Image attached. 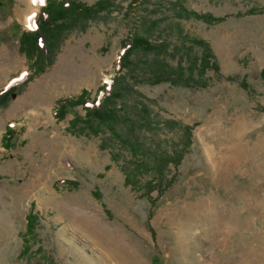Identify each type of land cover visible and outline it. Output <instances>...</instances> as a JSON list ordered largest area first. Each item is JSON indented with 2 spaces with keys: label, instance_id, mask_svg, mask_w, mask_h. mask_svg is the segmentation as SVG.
<instances>
[{
  "label": "rangeland",
  "instance_id": "374dc122",
  "mask_svg": "<svg viewBox=\"0 0 264 264\" xmlns=\"http://www.w3.org/2000/svg\"><path fill=\"white\" fill-rule=\"evenodd\" d=\"M45 1L10 0L0 9V91L32 73L20 34L8 30L32 31ZM179 6L226 19L208 25ZM62 32L51 65L0 107V264H120L71 221L77 212L106 227L123 264H264V0H112L108 12ZM132 35L168 47L136 59L159 61L199 86L139 80L149 66L117 74ZM193 40L210 47L219 72L198 74L193 62L202 50ZM118 75L127 88L116 108L133 122L146 159L185 151L178 166L167 167L168 188L158 192L156 184L148 196L150 176L124 183L130 152L109 129L68 130L74 117H85L82 106L53 117L57 101L82 92L93 99ZM185 126L192 128L187 148ZM6 127L15 132L12 148L2 144ZM114 129L128 136L129 123Z\"/></svg>",
  "mask_w": 264,
  "mask_h": 264
},
{
  "label": "trees",
  "instance_id": "16d2710c",
  "mask_svg": "<svg viewBox=\"0 0 264 264\" xmlns=\"http://www.w3.org/2000/svg\"><path fill=\"white\" fill-rule=\"evenodd\" d=\"M8 1L10 0H0V9L5 10ZM111 6L112 0H98L95 5L90 7L80 2V0H46L45 5L39 11L35 28L32 31L21 32L18 25L13 24L8 31L10 34L13 32L20 34L18 38L20 50L31 62V71L32 69L33 71L20 87L13 86L7 90L0 91V107H5L10 96L22 89L35 75L42 73L47 66L51 65L54 49L57 46L56 42L60 40L63 29L72 28L78 22L82 23V21L94 19L99 13L103 11L108 12ZM178 8L181 13L189 18L201 20L208 25L226 19L225 16L215 18L209 14L198 15L194 12H186L180 6ZM250 13L251 11L246 14ZM193 44L202 50L201 56L193 62L198 74L203 76L207 70L214 71L215 73L219 72V67L210 47L201 40H193ZM167 49L168 47L163 43L152 45L146 38L140 35H132L122 43V52L118 57L116 73L134 71L138 66L144 68H148L149 66V68H153L151 74H139V80L147 81L153 85L169 83L171 86H199V83L191 78L185 79L184 76H175L166 65H159V61L158 63L155 61L151 64L147 61L136 59L139 56L146 55L150 51H154L157 53L155 55L159 57ZM161 62L163 63V61ZM262 74H264V70ZM201 86L203 87L205 84L203 83ZM241 86H245L244 83H241ZM126 88L125 78L118 75L111 80V83L106 88L101 87L93 99L89 98L86 92H82L74 100L61 99L57 101L53 117L57 121L63 120L65 115L73 111L75 107L82 106V109L85 111V117H74L69 123L68 130L80 134L90 132L93 135H98L102 131V128L109 129L112 140L130 152L132 162L123 169L124 183L134 187L138 177L144 175L150 176V179L146 181V186L149 189L146 192V196H148L156 184L158 192L168 188V186L163 185V182L166 180L167 167L169 165L178 166L184 157L185 151L155 152L152 155H148L149 159H146L147 155L143 145L139 144L138 140L133 136V122L121 115L119 109L116 108L115 102L126 92ZM101 96L102 98H100ZM121 122L125 124L129 123L128 133L130 135L128 134V136L124 137L114 129V126L119 125ZM182 130L186 136L183 147L187 148L192 128L185 126ZM14 136V130L6 127L5 133L2 136L4 147L12 148L10 145ZM58 184L68 186L73 183L60 181ZM35 219L36 217L32 213L26 218V234L28 236H31L33 233ZM26 243L25 237L24 252L27 249Z\"/></svg>",
  "mask_w": 264,
  "mask_h": 264
},
{
  "label": "bare ground",
  "instance_id": "6f19581e",
  "mask_svg": "<svg viewBox=\"0 0 264 264\" xmlns=\"http://www.w3.org/2000/svg\"><path fill=\"white\" fill-rule=\"evenodd\" d=\"M27 23L28 24L32 23V17L27 18ZM76 214H78V215H76V216L71 215L72 217L70 219H71V221L72 220L74 221V219L78 220L79 224L78 223L77 224L79 225L78 228L80 229V231L82 230L88 236L93 237L96 243H101V245H104L107 248V250L110 251V252H107L106 254H108V256L116 258L120 264H123L122 259L118 258L119 254H120V251H118V248L117 247H111V243H113L114 241H111V239L108 238L109 237V231L106 229V227L105 228H104V226L100 227V225L97 223V221L94 220V218H96V217H91V216L87 217L81 212H77ZM73 229H74V227H73Z\"/></svg>",
  "mask_w": 264,
  "mask_h": 264
},
{
  "label": "snow or ice",
  "instance_id": "6c2138e0",
  "mask_svg": "<svg viewBox=\"0 0 264 264\" xmlns=\"http://www.w3.org/2000/svg\"><path fill=\"white\" fill-rule=\"evenodd\" d=\"M41 2H43V0H41Z\"/></svg>",
  "mask_w": 264,
  "mask_h": 264
}]
</instances>
